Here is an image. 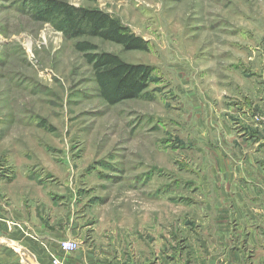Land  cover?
Listing matches in <instances>:
<instances>
[{
    "label": "rangeland",
    "instance_id": "obj_1",
    "mask_svg": "<svg viewBox=\"0 0 264 264\" xmlns=\"http://www.w3.org/2000/svg\"><path fill=\"white\" fill-rule=\"evenodd\" d=\"M60 1L108 12L149 49L71 38L64 22L34 16L40 0H0V173L46 208L70 209L104 251L147 259L152 243L179 261L185 227L214 204L202 176L213 146L231 141L233 102L245 105L249 85L236 79L253 50L252 68L264 54V0ZM99 51L152 66L146 94L107 103L88 62Z\"/></svg>",
    "mask_w": 264,
    "mask_h": 264
},
{
    "label": "crops",
    "instance_id": "obj_2",
    "mask_svg": "<svg viewBox=\"0 0 264 264\" xmlns=\"http://www.w3.org/2000/svg\"><path fill=\"white\" fill-rule=\"evenodd\" d=\"M258 52L256 67L252 68L257 59L253 50L248 57L251 67L236 79L249 87L243 90L247 93L244 107L235 108L233 102L234 115L224 125L231 141L213 146L216 158L211 174L202 176L204 182H212L205 193L214 204L203 200L200 220L185 227L179 261L166 247L157 254L152 243L147 246V259L138 253L129 258L104 251L107 248L101 243L85 236L88 226L79 225L70 209L46 208L39 197L28 196L25 188L15 189L14 183L7 182L8 175L0 173V264H53V258L62 264H264V123L253 119L264 114V54ZM187 95L198 100L194 91ZM235 119L239 121L233 123ZM67 239L77 241L80 249L63 252L59 244Z\"/></svg>",
    "mask_w": 264,
    "mask_h": 264
},
{
    "label": "trees",
    "instance_id": "obj_3",
    "mask_svg": "<svg viewBox=\"0 0 264 264\" xmlns=\"http://www.w3.org/2000/svg\"><path fill=\"white\" fill-rule=\"evenodd\" d=\"M40 9L34 16L41 21L65 23V33L71 38L83 36L99 37L122 45L126 50H148L149 45L142 36L133 33L120 20L97 8L76 7L60 0H40ZM87 52L96 48L88 41L77 45ZM95 81L101 96L109 104L138 99L146 94L153 67L126 62L117 54L99 51L88 55Z\"/></svg>",
    "mask_w": 264,
    "mask_h": 264
},
{
    "label": "built area",
    "instance_id": "obj_4",
    "mask_svg": "<svg viewBox=\"0 0 264 264\" xmlns=\"http://www.w3.org/2000/svg\"><path fill=\"white\" fill-rule=\"evenodd\" d=\"M253 119L256 122L264 123V115L255 114L253 115ZM59 248L65 253H74L80 249V244L75 240H63L59 244ZM53 264H62L60 259L53 258Z\"/></svg>",
    "mask_w": 264,
    "mask_h": 264
}]
</instances>
